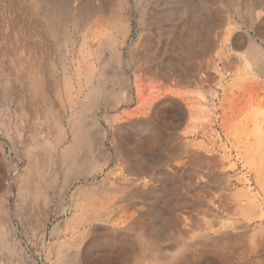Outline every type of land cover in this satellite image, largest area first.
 I'll return each instance as SVG.
<instances>
[{"label": "rangeland", "instance_id": "obj_1", "mask_svg": "<svg viewBox=\"0 0 264 264\" xmlns=\"http://www.w3.org/2000/svg\"><path fill=\"white\" fill-rule=\"evenodd\" d=\"M86 58L101 96L79 121V163L108 165L73 181V190L89 185L75 196L31 170L36 192L20 196L16 180L33 158L42 166L51 148L74 143L59 126L82 100L61 112L55 76ZM162 106L172 107L167 118L155 116ZM148 120L164 133L154 146L139 130ZM163 198L180 205L158 226ZM5 203L12 229L1 224ZM75 204L95 223H121L103 251L131 256L112 261L174 264L193 247L195 264H213L218 247L264 253V0H0V264L70 262L95 235L67 226Z\"/></svg>", "mask_w": 264, "mask_h": 264}, {"label": "bare ground", "instance_id": "obj_2", "mask_svg": "<svg viewBox=\"0 0 264 264\" xmlns=\"http://www.w3.org/2000/svg\"><path fill=\"white\" fill-rule=\"evenodd\" d=\"M188 7L191 8V4H188ZM57 12L61 14V11L59 9L58 10L54 9L55 15L59 14V13L57 14ZM96 31L97 29L95 28L94 32ZM238 40L240 41V43L244 42L243 37H239ZM248 50L249 51L246 53V55L251 60L252 59L254 61L258 60L260 62L261 60L259 59L260 54H261L260 51L251 45H250V49ZM104 58H105V55H104ZM94 61L95 60L93 58H86L82 61H78L75 66V69H73L74 74H72L65 67V65H63L62 68H60L61 70L59 69L58 71H56L55 89L57 91L58 100L55 99V102L56 104H59V106L62 108L61 112H64L65 105L67 106L69 105V107L73 109L74 111L75 109L74 106L77 105L79 101L82 100L80 107H78L72 113L71 118L68 119L67 125L61 124L59 126V129L61 130V132H63L62 134L66 135L67 132L71 133V135L73 136L74 143L72 146H69V147L67 146L66 148H63L62 150L51 148L47 155L48 161L46 164H43L42 166L41 165L37 166L36 159L33 158L31 162L32 164L28 168V171H26L24 174H21L16 180L17 185H19V195L20 196L23 194L26 195L27 193L36 192L35 185L32 186L33 179L34 180L37 179L38 183L42 186L47 185V186H50V188L54 187L55 192L58 193L59 195L64 196V195H67L69 191H71L72 195L75 196L77 193L83 191V189H85L86 187H89V185H82L78 187L77 189L73 190L71 189V185L73 181H76V180L81 181V179L83 178H87L89 176H93L96 174L98 175L100 172H103L105 170V167L108 165V158H106L102 163L101 162L100 163L91 162L87 165L79 163L80 162L79 158L81 155L79 152L80 151L79 144L81 141H83V138H84V137L81 138V135L79 133V128H80L79 121L83 117L86 110H88L91 106H95V104L99 102V97L101 96V91H99V88L90 87L92 82L97 80L96 78L97 65ZM169 109L171 108L168 106L159 107L157 110L158 112L155 114V116L156 117H166L169 113ZM62 116L65 117L63 113H62ZM140 125L141 126L139 127V130H147L150 132L149 135L152 136V139H153L152 141L150 142L146 141L148 142L146 143V145L149 144L148 146H151V145L154 146L158 144V142L164 136V133L158 130L153 120H148L144 122V124H140ZM122 130L125 131L127 129L126 127H124ZM120 131L121 129L119 130V132ZM83 153L84 155L86 154V152H83ZM18 168H19L18 166H14L13 169L16 172ZM139 168L141 170L143 169L148 170L150 167H148V165L141 164ZM36 169H37V174L35 175V178H33L34 174L31 173V170L34 171ZM62 173L64 174V180L61 183H58V177L59 175L61 176ZM139 185H141V188L145 189L146 185L147 186L152 185V179L146 178L143 184L140 183ZM57 187H59V189H57ZM37 192H38L37 193L38 195L40 190H38ZM163 199L159 200V203L156 206V210H155L156 214H154V218H153V222L156 223V225L158 226L159 225L163 226L162 219L165 216L171 217L172 208L178 209L180 205L179 204L180 199L178 198H175L173 203H171V201L167 198L164 200ZM77 207H78V204H75L74 208L76 210L74 211L73 216L67 220V226L72 227L73 229L75 227L80 228V229L85 228V230L86 229L91 230L92 233H94L95 235L86 242L85 246L82 248V251H76V253L73 255L70 262H66L65 264H124V263H120V261H117V260L112 261V259H116V257L118 258V257H123V256H125L126 259H129L131 256L130 255L131 249L129 247L128 248L117 247L115 249V245H114L112 246L111 250L107 252L103 251V247H102L104 240L105 242L107 241L110 243L113 239H115V233H116L115 231L118 226H122L121 223L116 222L117 220L112 216H110L109 219L105 221V224L95 223V219L92 216L88 218L80 216L77 213ZM2 208L4 211V215L2 217L1 224L3 227L5 226L8 229L10 228L12 229L11 220H10L11 212L9 209V205L5 203L3 204ZM12 219L14 218L12 217ZM177 220H178V217H176L173 221L177 222ZM47 222H48V216L46 215L40 219L41 233L45 232ZM129 228H131V226ZM120 239L123 240V238H120ZM261 242H263V239H261ZM10 249H11V246H10ZM52 252L53 251L50 248V251L48 252V257L51 256ZM214 254H215V260L213 261V264H259L262 262L264 263L263 261L264 257L262 258L264 253L262 252V250H260L259 244H254L252 246H244V247H236V246L218 247V249H215ZM197 258H198L197 250H195L193 247L189 249L188 251L182 252L180 257L174 264H182V263L183 264L185 263L195 264V260ZM49 263L50 262H48V264ZM52 264H62V262L60 259H58Z\"/></svg>", "mask_w": 264, "mask_h": 264}, {"label": "crops", "instance_id": "obj_3", "mask_svg": "<svg viewBox=\"0 0 264 264\" xmlns=\"http://www.w3.org/2000/svg\"><path fill=\"white\" fill-rule=\"evenodd\" d=\"M172 109V107H170Z\"/></svg>", "mask_w": 264, "mask_h": 264}]
</instances>
